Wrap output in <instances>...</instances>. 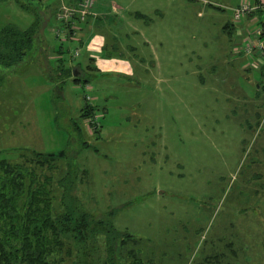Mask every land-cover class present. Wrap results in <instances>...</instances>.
<instances>
[{
	"label": "rangeland",
	"instance_id": "obj_1",
	"mask_svg": "<svg viewBox=\"0 0 264 264\" xmlns=\"http://www.w3.org/2000/svg\"><path fill=\"white\" fill-rule=\"evenodd\" d=\"M77 1L35 0L28 10L0 0V28L40 14L24 60L0 68V156L66 150L71 195L95 215L115 208V227L141 241L122 252L139 247L142 264H264V77L261 60L242 51L256 24L232 17L242 0H92L76 13ZM62 54L80 63L78 81L49 79ZM86 102L97 109L82 120ZM91 117L98 137L91 122L85 129ZM98 246L102 264L103 236ZM76 257L67 241L49 259Z\"/></svg>",
	"mask_w": 264,
	"mask_h": 264
},
{
	"label": "trees",
	"instance_id": "obj_2",
	"mask_svg": "<svg viewBox=\"0 0 264 264\" xmlns=\"http://www.w3.org/2000/svg\"><path fill=\"white\" fill-rule=\"evenodd\" d=\"M32 1L35 0H15L28 10ZM37 10L34 11L36 20L28 27L20 28L8 23L0 28V68L3 70L22 62L33 47L40 28ZM259 12L263 11L258 9L249 15ZM232 26L226 23L224 28L229 30ZM72 41L81 42L80 38ZM77 48L80 46H74L72 50ZM56 62L60 68L55 75L49 72L50 80L60 84L71 76L75 81L79 80L78 75L73 74V70L80 72L79 62L75 64L77 67L68 66L65 57L56 59ZM261 73L264 77V70ZM4 77V73H0V83ZM96 109V106L86 102L79 118L83 120ZM72 126L79 135L80 147L88 148L90 144L84 139L82 127L74 120ZM100 127L95 130V137L99 136ZM74 166L66 150L43 152L23 147L15 151L14 157L0 156V264H59L49 257L57 246L67 241H73L76 247L74 264H101L98 241L102 236L106 251L102 264H117L115 254L120 258H129L127 264H142L139 247L131 246L122 252L128 243L135 245L141 241L130 232L115 227V208L95 215L83 209L78 200L75 201L76 198L71 195L77 181ZM46 170L49 175L44 173ZM123 253L126 257L122 256Z\"/></svg>",
	"mask_w": 264,
	"mask_h": 264
},
{
	"label": "built area",
	"instance_id": "obj_3",
	"mask_svg": "<svg viewBox=\"0 0 264 264\" xmlns=\"http://www.w3.org/2000/svg\"><path fill=\"white\" fill-rule=\"evenodd\" d=\"M77 2H79V4H77L78 7L70 6L72 7L70 9L72 11L74 10L76 13L80 11L81 9H85L87 6L93 4L92 0H78ZM258 9L262 10L263 11L262 13H264V0H255V1L254 0H242L236 6L232 7V12H233L232 17L234 21H239L243 18L248 17L249 13H252L253 11H256ZM68 17H71V16H68ZM253 17L255 20H258V19L259 20L257 21L255 28H253L251 31L248 32L247 39L243 46L242 51L246 56L259 58L261 60V64L264 70V19H260L259 15L256 13L254 14ZM59 18H65V17L61 16ZM79 19L81 20L84 18L80 17ZM78 52H79V49L78 48L75 49L73 56H77ZM86 97L90 98L89 95H86ZM87 120L85 121L84 124L88 132H91L89 131L90 130L89 122H91L92 127L97 128L98 125H100L97 117L96 118L91 117Z\"/></svg>",
	"mask_w": 264,
	"mask_h": 264
},
{
	"label": "crops",
	"instance_id": "obj_4",
	"mask_svg": "<svg viewBox=\"0 0 264 264\" xmlns=\"http://www.w3.org/2000/svg\"><path fill=\"white\" fill-rule=\"evenodd\" d=\"M238 4V3H237ZM237 4H235V6L237 5ZM234 7V6H233ZM93 10V12L95 13L96 11H94V9H92ZM98 13V12H97ZM96 13V14H97ZM98 14H100V13H98ZM251 14V13H250ZM259 14L261 15L262 13L261 12H259ZM258 14V15H259ZM97 17H99V16H97ZM252 17V18H251ZM247 20H252V24H255V23H257V21L259 20H255L254 19V17L253 16H251V15H248V19H247V17L246 18H244V20L242 21V22H246ZM93 23H94V20H91V25H92V28H93ZM91 28V29H92ZM94 30V29H93ZM78 35H77V37L78 38H81V36H83V30H78V33H77ZM96 34V32L93 34V35H95ZM77 40V39H76ZM95 42H96V36H94V38H93V43L91 44L93 47H96L95 46ZM74 45H79V44H77V43H74ZM80 46V45H79ZM57 51V50H56ZM104 55V54H103ZM114 57H116V56H114ZM52 59H57V58H55V57H53ZM256 59V58H255ZM66 62H67V60H66ZM77 63V62H76ZM67 65H69V64H67ZM124 67V71H122L123 73H125V74H128V73H131L132 72V65L131 64H128V65H124L123 66ZM79 68H81V65H79ZM108 68V67H107ZM71 126H72V121H71ZM72 128H73V126H72ZM74 129V128H73ZM100 130H101V127H100ZM99 134H100V132H99Z\"/></svg>",
	"mask_w": 264,
	"mask_h": 264
},
{
	"label": "water",
	"instance_id": "obj_5",
	"mask_svg": "<svg viewBox=\"0 0 264 264\" xmlns=\"http://www.w3.org/2000/svg\"><path fill=\"white\" fill-rule=\"evenodd\" d=\"M73 74H74V75H78L79 72H78L77 70H73Z\"/></svg>",
	"mask_w": 264,
	"mask_h": 264
}]
</instances>
